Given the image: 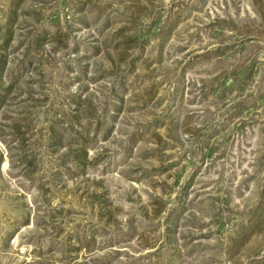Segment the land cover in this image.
I'll return each mask as SVG.
<instances>
[{"label": "rangeland", "instance_id": "obj_1", "mask_svg": "<svg viewBox=\"0 0 264 264\" xmlns=\"http://www.w3.org/2000/svg\"><path fill=\"white\" fill-rule=\"evenodd\" d=\"M0 264H264V0H0Z\"/></svg>", "mask_w": 264, "mask_h": 264}]
</instances>
